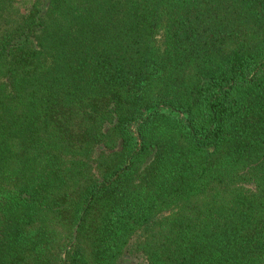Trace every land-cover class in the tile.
Returning a JSON list of instances; mask_svg holds the SVG:
<instances>
[{"label":"trees","instance_id":"trees-1","mask_svg":"<svg viewBox=\"0 0 264 264\" xmlns=\"http://www.w3.org/2000/svg\"><path fill=\"white\" fill-rule=\"evenodd\" d=\"M16 1L0 264H264V0Z\"/></svg>","mask_w":264,"mask_h":264},{"label":"rangeland","instance_id":"rangeland-1","mask_svg":"<svg viewBox=\"0 0 264 264\" xmlns=\"http://www.w3.org/2000/svg\"><path fill=\"white\" fill-rule=\"evenodd\" d=\"M22 1H16L15 4L17 3V5H18V4L22 3ZM21 7H22V5H21Z\"/></svg>","mask_w":264,"mask_h":264}]
</instances>
